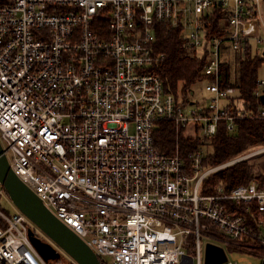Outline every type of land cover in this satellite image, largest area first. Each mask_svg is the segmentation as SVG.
Instances as JSON below:
<instances>
[{
  "label": "built area",
  "instance_id": "1",
  "mask_svg": "<svg viewBox=\"0 0 264 264\" xmlns=\"http://www.w3.org/2000/svg\"><path fill=\"white\" fill-rule=\"evenodd\" d=\"M218 7L220 36L207 18ZM254 23L261 34H247ZM159 26L205 57L207 98L164 91L152 70ZM226 47L264 60V0H0V144L13 173L105 264H203L202 241L264 247V181L207 185L223 168L204 148L186 161L155 145L160 122L186 137L264 120L255 101L222 86ZM6 195L0 185V198ZM19 210L0 209V264H48ZM206 247V246H205ZM205 255V252H204Z\"/></svg>",
  "mask_w": 264,
  "mask_h": 264
},
{
  "label": "trees",
  "instance_id": "2",
  "mask_svg": "<svg viewBox=\"0 0 264 264\" xmlns=\"http://www.w3.org/2000/svg\"><path fill=\"white\" fill-rule=\"evenodd\" d=\"M221 14V9L216 7L207 18L209 34L221 35L217 29ZM154 47L156 53L163 56L153 65L152 70L163 81L166 93L177 95L181 92L187 95L190 87L204 78L201 76V70L205 64V57L187 47L178 30L159 26ZM223 59L222 86L235 87L246 102L253 103L255 99L252 93L258 79V70L264 60L253 56L250 47L246 50L245 56L226 47ZM154 142L161 152L170 156L179 155L186 161L189 157L188 153L202 147L207 153L206 164L214 166L230 160L252 146L264 145V120L240 121L233 133H228L219 126L217 132L208 138L186 137L183 130L172 123L160 122L154 132ZM255 167L247 161H240L218 171L206 183L213 187L221 182L230 188L248 183L254 176L255 179L263 182L264 177L254 173ZM252 251L263 258L264 264V247ZM101 264L105 263L101 262Z\"/></svg>",
  "mask_w": 264,
  "mask_h": 264
},
{
  "label": "water",
  "instance_id": "3",
  "mask_svg": "<svg viewBox=\"0 0 264 264\" xmlns=\"http://www.w3.org/2000/svg\"><path fill=\"white\" fill-rule=\"evenodd\" d=\"M264 102V94L261 96ZM0 185L14 207L22 212L48 240H42L33 230L29 240L46 263L58 260L63 253L76 264H101L94 251L72 230L58 220L55 215L31 192L13 173L0 144ZM225 260L223 250L208 244L205 247L204 264H217Z\"/></svg>",
  "mask_w": 264,
  "mask_h": 264
},
{
  "label": "rangeland",
  "instance_id": "4",
  "mask_svg": "<svg viewBox=\"0 0 264 264\" xmlns=\"http://www.w3.org/2000/svg\"><path fill=\"white\" fill-rule=\"evenodd\" d=\"M247 34L250 36H256L260 35L261 31L259 28L256 27L254 23H248L247 27ZM258 78H264V63L258 70ZM205 85V80L201 79L197 81L194 85L190 87V90L193 92V95H189L193 101H200L202 98H207L208 94L203 92V87ZM264 147V145H255L250 148H248L246 151L239 155H246L247 153H251L253 151H256L259 148ZM237 155V156H239ZM234 158V157H233ZM233 158H231L228 161H231ZM242 161H247L250 164H254L255 170L254 173L256 175H259L260 177H264V152H261L259 154H256L250 158L244 159ZM227 162V161H225ZM224 163V162H223ZM255 179V176L252 178ZM0 209L6 213H13L15 212L16 208L12 204V202L9 200L7 195H4L0 198ZM38 237H40L42 240L48 242L47 238L41 233H38ZM207 244L206 240L202 241V249H203V264H204V252H205V246ZM257 248H253L254 251H256ZM242 250V249H240ZM236 249H225L227 254V259L231 261H236L239 264H263V258L259 257L257 254L250 252V251H240ZM48 264H76L68 255L62 252L60 258L58 260H50L48 261Z\"/></svg>",
  "mask_w": 264,
  "mask_h": 264
}]
</instances>
